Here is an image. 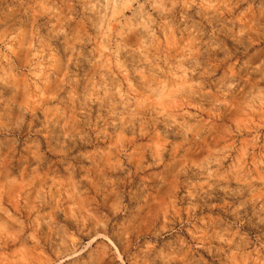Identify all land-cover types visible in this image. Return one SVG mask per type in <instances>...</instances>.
I'll use <instances>...</instances> for the list:
<instances>
[{
	"label": "clouds",
	"instance_id": "9594fccd",
	"mask_svg": "<svg viewBox=\"0 0 264 264\" xmlns=\"http://www.w3.org/2000/svg\"><path fill=\"white\" fill-rule=\"evenodd\" d=\"M36 11L59 27L44 47L27 44L5 78L23 92V112L44 120L28 125L19 152V137L0 152V208L13 220L0 229V264H53L39 241L57 207L97 229L118 223V264H264V0H37ZM97 15L113 26L108 38L89 32ZM129 32L140 46L124 51L137 59L118 67ZM60 38L66 59L44 51ZM81 65L83 76L72 71ZM50 124L63 141L42 150ZM69 142L85 146L86 166ZM109 196L118 209L104 210Z\"/></svg>",
	"mask_w": 264,
	"mask_h": 264
},
{
	"label": "rangeland",
	"instance_id": "374dc122",
	"mask_svg": "<svg viewBox=\"0 0 264 264\" xmlns=\"http://www.w3.org/2000/svg\"><path fill=\"white\" fill-rule=\"evenodd\" d=\"M36 6L37 0H0V129H5V132L0 134V142H2L0 143V152L3 153H7L8 148L11 147L8 140L16 137L22 141L21 144L17 145V151L23 149L25 147L23 141L30 135L28 125L31 124L33 128L40 127L44 120L43 114L40 112L36 113L39 116L36 121L32 119L31 114L23 112L21 107L24 99L23 92L14 86L13 81L10 79L6 81L5 79L8 72H14L21 63L28 59L27 44L39 41L41 47H44V37L47 38L49 35L48 29L53 24H57L59 27L57 19L52 13L37 16ZM40 11L43 12V9L41 8ZM94 24L95 26L89 29L93 37L99 35L101 38H108L111 35L113 26L110 22L105 25L102 15L94 17ZM77 38L84 39L83 35L79 34ZM122 39L124 43L118 44L119 59L116 63L118 67H124L127 63L131 66L137 59L136 54L129 55L124 49L139 47L140 41L132 32H129L127 36H122ZM54 43L45 47L44 51L58 57L63 56L66 59L67 53L63 38L55 40ZM100 47L103 49L104 46L101 45ZM229 47L233 51L238 49V46L231 42H229ZM242 51L240 49L237 54ZM214 55L220 58L223 53L218 52ZM6 56L7 58H5ZM85 70L86 66L84 65L79 66V68L75 66L72 68L73 72H79L81 76ZM98 111L99 106H95L92 113L93 117ZM160 127L163 129L164 126L161 124ZM9 132L11 137L8 136ZM49 133V142L41 141V149L45 150L49 146L59 149L63 141L62 126L50 124ZM129 134H131V129ZM69 148L72 149L71 156L76 157L75 162L86 166L87 162L77 155L78 152L84 150L85 146L79 142L76 145L69 142ZM35 167L36 165L32 164V168ZM10 170L14 177H18L22 174L23 165L19 161H15ZM59 172L60 175L56 179L63 181L64 169L60 168ZM23 175L25 180L29 179L27 172H23ZM221 196L223 194L218 193V197ZM124 202L127 203V198ZM200 203L202 209L207 211L205 202L202 200ZM108 205L110 207L106 206L105 211L118 209L120 200L115 196H109ZM11 211L12 209L8 208L7 205L0 208V229L8 230L13 225V220H10L8 216ZM46 219H50L51 223H42L40 227V232L45 235L44 239L39 241L42 245L40 251L43 260L51 261L53 264L57 261L60 264H118V257L123 253L126 246L123 230L118 223L109 229H97L91 218L78 215L65 218L63 210L59 207ZM245 230H247V226H245ZM27 243L30 245L32 241ZM161 243L164 241L162 240ZM22 249L26 250V246L21 245L20 249L14 251H21Z\"/></svg>",
	"mask_w": 264,
	"mask_h": 264
}]
</instances>
